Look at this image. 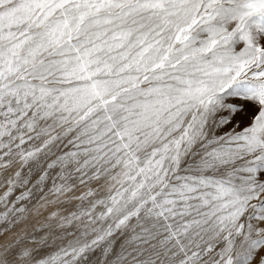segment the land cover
I'll list each match as a JSON object with an SVG mask.
<instances>
[{"label":"snow or ice","instance_id":"6c2138e0","mask_svg":"<svg viewBox=\"0 0 264 264\" xmlns=\"http://www.w3.org/2000/svg\"><path fill=\"white\" fill-rule=\"evenodd\" d=\"M0 264H264V0H0Z\"/></svg>","mask_w":264,"mask_h":264}]
</instances>
